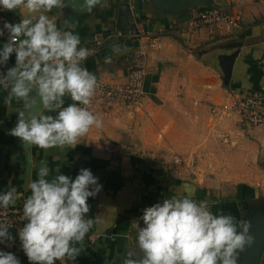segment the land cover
I'll use <instances>...</instances> for the list:
<instances>
[{"label": "crops", "instance_id": "crops-1", "mask_svg": "<svg viewBox=\"0 0 264 264\" xmlns=\"http://www.w3.org/2000/svg\"><path fill=\"white\" fill-rule=\"evenodd\" d=\"M211 1L213 6L237 14L240 28L233 34L225 35L212 27L184 30L183 16L187 17V11L160 13L151 0H102L96 8L83 14L67 6L47 13L55 16L60 30L78 34L80 46L85 47L95 37L118 31L115 27L118 6L125 4L127 16L133 22H127L131 26L129 30L120 32L132 35L127 39L108 40L100 53L84 61L82 66L108 82H123L128 71L139 63L147 71L143 85L144 109L108 113L95 110L93 113L102 119L103 127L92 128L74 148L42 149L8 135L17 122L16 112L24 110V104L9 97L11 84L7 89H0V192L15 187L20 194L15 205L25 200L30 195L26 185L37 179L41 161L50 169L49 180L58 174L57 169L74 179L84 168L102 186L87 201L86 219H96L84 238L82 251L75 261L63 260L64 264H123V257L133 247L135 258L141 259L143 252L135 247L132 222L138 221L143 227L140 210L174 195L207 201L213 214H231L237 220H246L251 215L247 212L249 205L264 200V196L259 197L258 183L249 176L246 166L245 170L240 166L237 171L208 177L201 183L184 164L173 163L187 153L182 147H188L189 151L196 147V140L198 147H212L206 139L225 136L219 147H254L238 137L245 136L248 141L249 136L264 139L262 130L247 129L249 125L232 118L219 119L210 112L212 106L222 104L230 95L252 92L256 83L258 89L264 88V5L257 4L256 0ZM7 16L18 23L23 13L17 9L8 11ZM152 38L160 43V48L148 47ZM233 53L237 56L226 82L220 57ZM6 64L14 66V53ZM63 99L64 106L74 103L68 95ZM38 103L37 98L33 113L41 111L40 107L34 112ZM42 114L56 112L45 109ZM216 120L218 126L214 125ZM229 133L235 136L234 142L229 139ZM26 222L9 231L13 240L10 245L6 242L2 249L13 253L20 264H30L17 236ZM91 235L97 238L92 241ZM54 264H61V260ZM260 264H264V251Z\"/></svg>", "mask_w": 264, "mask_h": 264}, {"label": "clouds", "instance_id": "clouds-1", "mask_svg": "<svg viewBox=\"0 0 264 264\" xmlns=\"http://www.w3.org/2000/svg\"><path fill=\"white\" fill-rule=\"evenodd\" d=\"M100 2L83 0L80 11L89 12ZM66 6L65 0H0V8L23 13L18 23L4 22L0 29V37L7 32V41L0 44V66L15 54L14 66L0 74V87L11 84L9 97L24 104L7 134L42 149L74 148L92 128L103 127L102 119L87 107L97 88L96 76L82 66L91 51L80 46L78 34L60 30L55 16L47 15ZM65 95L74 103L64 106ZM37 98L41 111L33 113ZM45 109L56 114H42ZM56 171L53 179H47L50 169L41 161L37 179L26 185L30 195L23 203V218L27 222L17 236L30 264L75 261L96 219L85 217L88 199L101 191L98 178L84 168L74 179ZM19 195L15 187L0 192V210L15 205ZM140 220L143 227L135 220L132 225L135 247L143 257L136 259L133 247L123 264H237L238 254L254 243L247 220L213 214L207 201L190 196L174 195L145 207ZM10 227L0 221V245L11 244ZM0 264L20 261L0 250Z\"/></svg>", "mask_w": 264, "mask_h": 264}, {"label": "built area", "instance_id": "built-area-1", "mask_svg": "<svg viewBox=\"0 0 264 264\" xmlns=\"http://www.w3.org/2000/svg\"><path fill=\"white\" fill-rule=\"evenodd\" d=\"M256 3L264 5V0H256ZM7 13L8 10L0 8V29H2L4 22L17 23V20L10 19ZM186 13H188L187 17L183 16L185 14L181 15L183 18L185 17L184 30L197 31L202 28L212 27L220 33L230 35L240 28L237 14L220 6L187 11ZM130 33L131 32L123 33L116 31L114 34L95 37L90 45L85 46L92 53L85 61L98 55L108 40L127 39L132 35ZM6 40L7 32H5L4 36L0 37V41ZM148 47L151 49H158L160 48V43L155 38H152L148 43ZM4 73L6 72L0 66V74ZM146 75L147 71L145 67L139 63L128 71L123 82H108L102 78L96 77L97 88L87 107L92 112L100 110L104 113L122 109L136 112L142 111L145 107L143 85ZM0 89L6 88L0 87ZM210 112L219 119L232 118L242 125L262 126L264 125V88H259L245 95H230L222 104L212 106ZM107 152H110V150H107ZM173 163L181 165L183 159L176 158L173 160ZM24 201L25 200L17 205L9 206L7 209L0 210V221L11 225L8 231L18 229L26 222L23 218ZM155 203L144 206L140 210V216H142L145 207H150ZM96 238V235L90 236L92 241ZM4 246L5 244L0 245V250H2Z\"/></svg>", "mask_w": 264, "mask_h": 264}, {"label": "rangeland", "instance_id": "rangeland-1", "mask_svg": "<svg viewBox=\"0 0 264 264\" xmlns=\"http://www.w3.org/2000/svg\"><path fill=\"white\" fill-rule=\"evenodd\" d=\"M215 124L218 126L219 121L216 120ZM248 128L254 129L253 131L261 132L262 130L264 132V126L249 125ZM229 135V139L234 142L235 138L233 137L235 136L231 133ZM213 138L210 141L209 139L205 140V142H210L212 147H198L200 145H198L197 140L196 147H192L189 151L187 150L188 147H182L183 150L187 151L184 155H180L183 159L182 165L184 164L191 171L193 177L201 183L208 177L217 178L218 175L237 171L240 166L244 170L248 168L249 176H252L254 181L258 183L259 197L264 196V139L260 140L249 136L248 141L245 136H240L238 138L245 139L244 141L251 143L254 147H219V144L225 140V136L218 137L217 141ZM258 205L264 206V200L260 199Z\"/></svg>", "mask_w": 264, "mask_h": 264}, {"label": "water", "instance_id": "water-1", "mask_svg": "<svg viewBox=\"0 0 264 264\" xmlns=\"http://www.w3.org/2000/svg\"><path fill=\"white\" fill-rule=\"evenodd\" d=\"M65 2L71 11L79 14L86 13L80 11V5L83 3V0H71L69 3L68 0H65ZM151 3L160 13L164 14L184 13L186 11L213 7L211 0H151ZM127 22L131 24L133 19L132 17L127 16V6L125 4H120L118 6V16L115 23L116 30H129L131 26L127 25ZM125 24L127 26H125ZM236 56L237 54L233 53L229 57H220V65L226 78V82L230 79L232 65ZM1 67L5 72L11 68L7 64ZM40 107L41 105L38 103L34 112H37ZM248 211H251V215L246 220L251 225L249 228V234L254 238V243L250 248H246L243 252L238 254L237 264H260L264 251V206H260L258 205V202H254L250 205ZM61 264H64L63 260H61Z\"/></svg>", "mask_w": 264, "mask_h": 264}, {"label": "trees", "instance_id": "trees-1", "mask_svg": "<svg viewBox=\"0 0 264 264\" xmlns=\"http://www.w3.org/2000/svg\"><path fill=\"white\" fill-rule=\"evenodd\" d=\"M258 89V85H257V83L254 85V90H257ZM253 90V91H254ZM250 199V198H249Z\"/></svg>", "mask_w": 264, "mask_h": 264}, {"label": "flooded vegetation", "instance_id": "flooded-vegetation-1", "mask_svg": "<svg viewBox=\"0 0 264 264\" xmlns=\"http://www.w3.org/2000/svg\"><path fill=\"white\" fill-rule=\"evenodd\" d=\"M247 212L249 213V214H248V216H249L251 212H250V211H247ZM246 217H247V216H246Z\"/></svg>", "mask_w": 264, "mask_h": 264}]
</instances>
